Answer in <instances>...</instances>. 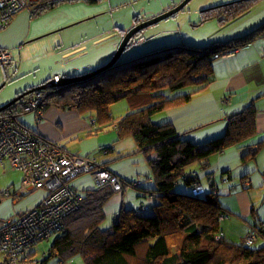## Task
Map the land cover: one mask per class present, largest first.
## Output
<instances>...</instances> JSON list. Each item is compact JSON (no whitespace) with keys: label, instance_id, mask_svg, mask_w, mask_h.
<instances>
[{"label":"crops","instance_id":"obj_1","mask_svg":"<svg viewBox=\"0 0 264 264\" xmlns=\"http://www.w3.org/2000/svg\"><path fill=\"white\" fill-rule=\"evenodd\" d=\"M129 1L60 0L53 9L35 18L30 17L29 9L17 13L0 28V49L10 50L13 55L11 65H0V90L15 79V76L21 77L13 89L16 98L23 92L43 86L56 75L63 79L79 77L104 67L125 35L121 31L126 33L131 29L134 17H139L140 21L146 20L140 12L128 13L125 17L126 24L112 22L106 29L102 27L103 16H113V7L115 10L122 8ZM180 1H172L161 11L174 8ZM236 1L239 0L203 1L201 8H195L189 16L182 19L185 26L190 25V33L181 34L176 39L151 34L149 37H142L129 52L125 51L120 57L123 62L119 64H127L153 51L174 45L206 49L231 44L264 27V0H259L251 10L227 24L221 25L217 19L200 23L201 10ZM193 16L198 19L191 24L189 21ZM95 22H99V25ZM68 37L74 39L73 42L64 40ZM42 44L45 47L41 48ZM212 60L213 73L208 86L194 94L188 102L154 115L152 121L155 124L170 122L177 134L195 144H202L225 133L226 117L240 113L248 106L255 109L256 134L252 138L211 158L208 169L198 164L186 169V173L197 178L204 193L212 192L215 188L216 192L213 190V193L217 194L222 212L227 215L220 221L222 238L229 243L239 244L251 226L264 222V147L253 161L244 165L241 161L242 154L249 146L256 148L259 143L264 142V34L256 35L252 42L232 56ZM8 68L13 70L11 76H8ZM191 90L187 88L175 96ZM162 93L168 98L175 97L172 96L174 93ZM124 101L125 103L118 105L122 116H115L113 110L110 111L113 121L135 110L134 98ZM6 102L5 96L0 95V107ZM41 111L40 117L35 113H18L16 120L34 135L69 153L94 159L98 165L121 179L129 181L139 177L141 186H152L151 171L145 158L129 157V153L136 149L135 143L129 138L118 142L115 126L111 125L112 132L105 135L94 118H88L75 110L59 109L51 105L44 106ZM108 148L112 151H102ZM121 158L125 162L121 167L111 166L115 159ZM21 180L20 171L11 169L7 163L0 164V226L5 220L38 206L46 197V191L41 189H21ZM71 185L80 194L95 187L94 177L92 174L79 176ZM163 189L180 194H189L190 190L184 186V182L166 185ZM157 203L158 198L153 193L143 194L134 189L116 193L104 206L106 223L103 224V221L101 228L110 229L122 209L139 210L141 205L142 209H146L145 213L151 215V208ZM50 238L28 249L26 260L36 264L45 260L54 239ZM256 242L261 246L263 240L259 238ZM39 249L42 251L40 255ZM5 262L0 258V264H9ZM47 264L84 263L81 257L76 256L66 262L52 259Z\"/></svg>","mask_w":264,"mask_h":264},{"label":"trees","instance_id":"obj_2","mask_svg":"<svg viewBox=\"0 0 264 264\" xmlns=\"http://www.w3.org/2000/svg\"><path fill=\"white\" fill-rule=\"evenodd\" d=\"M59 1L37 0L25 9H29L31 18H35L53 9ZM258 1L239 0L206 9L199 13L200 23L217 19L221 25L227 24L251 10ZM140 22L139 17H134V25ZM121 33L125 34L124 31ZM262 33L264 27L239 41L214 48L174 45L127 64L117 63L86 81L54 88L49 85L50 81L44 84L52 93L42 108L52 105L75 110L88 118L95 117L100 127L115 126L118 142L128 137L133 139L136 149L131 154L145 158L151 171L152 186L146 188L138 180L140 183L122 179L119 193L125 189L153 193L158 203L150 207L151 215H145L146 209L141 205L135 211L122 209L116 223L103 230L104 206L118 192L111 184L82 191L80 208L66 217L63 231L53 239L47 258L40 264H47L52 259L66 262L76 256L81 257L84 264H264L263 230H259L257 238L263 240L259 247L254 246L257 240L250 247L245 245L250 228L242 243L224 240L220 221L227 215L222 212L215 188L194 197L191 190L199 182L186 173V169L195 164L208 169L211 158L252 138L256 134L255 109L248 106L240 113L226 117L225 133L202 144L177 134L170 122L155 124L152 121L154 115L188 102L208 86L215 53L234 46L242 48ZM141 34L130 40L126 50L137 45L142 39ZM187 88L192 90L172 98L162 93ZM31 96L0 112V116L20 115L25 100ZM133 98L135 110L113 121L110 107L120 100ZM257 146H249L242 154L243 165L256 158L264 142ZM262 175L264 180V171ZM180 182L190 188L189 194L163 189V186Z\"/></svg>","mask_w":264,"mask_h":264},{"label":"built area","instance_id":"obj_3","mask_svg":"<svg viewBox=\"0 0 264 264\" xmlns=\"http://www.w3.org/2000/svg\"><path fill=\"white\" fill-rule=\"evenodd\" d=\"M35 1L0 0V28ZM240 49L238 46L223 49L212 58L232 56ZM12 62V52L0 49V65L8 66ZM60 79L56 75L52 80L57 83ZM51 93L49 88L34 93L24 102L20 112L35 113L40 117L41 107ZM3 163L22 173L21 189L46 191V197L38 206L1 224L0 257L9 264H36L26 260L27 250L63 231L66 217L80 208L81 195L71 185L77 177L92 174L95 187L111 184L115 191L121 190L120 177L99 167L92 158L69 153L34 135L18 123L16 114L0 116V164ZM191 193L194 197L202 195L201 184L194 185ZM261 227H264V222L261 226L250 227L244 241L246 246L255 243Z\"/></svg>","mask_w":264,"mask_h":264},{"label":"rangeland","instance_id":"obj_4","mask_svg":"<svg viewBox=\"0 0 264 264\" xmlns=\"http://www.w3.org/2000/svg\"><path fill=\"white\" fill-rule=\"evenodd\" d=\"M172 1L173 2H178V0L177 1L176 0H130L128 3H126V6H124L122 8L118 7V9L115 10L114 7H113V10H114L113 16H103V18L101 20L102 21V27L104 29H106V26L108 24H112V22H114V24H122V25L126 24L125 23V21H126L125 17H126V15H128V13L137 14V12H140V14H142L143 18H145L146 20H149L151 18H154V17L166 12V11H161V10H163L164 7L166 8V6H168ZM182 1L183 0H181L180 3ZM203 1H205V0H191L182 10H180L179 12H177L176 14L171 16L170 18H168L165 21H162V22H160V23H158V24H156L154 26H151V27L143 30L142 34H141V37L146 38V37H149V34H151V35H155V36L167 35L168 38L176 39L181 34H184L186 32L190 33V28H189L190 25L189 26H185L184 22H182V19L185 18L186 16H189L191 14V12L193 10H195V8H201V6L203 4ZM21 11H23V10H21ZM26 11H27V9H26ZM201 11H203V10H201ZM155 14H157V15H155ZM197 19H198L197 16H193L190 19L189 22H191V24H193ZM146 20H144V21H146ZM95 23H96L97 26L99 25V22H95ZM186 23L189 24L188 22H186ZM161 31H163L162 34H161ZM56 39H59V38H56ZM64 40H68L70 42L72 40V42H73L74 39H72L71 37H68V38H65ZM52 41H54V39H52ZM43 47H45V44H42L41 48H43ZM131 49L132 48H129V49L125 50V51L129 52ZM125 51L122 54V56L125 54ZM122 62L123 61H122V58H121L118 61V64L122 63ZM7 72H8V76H11L13 74V70H11L10 68L7 69ZM14 78L15 79L10 81L8 84H6L3 87L2 91L0 90V95L5 96V99L7 100V102L4 105H6L7 103H9L10 101H12L15 98L13 89L16 86L17 82L21 80V77L15 76ZM163 92H166L167 94H171L168 91H163ZM183 92L184 91H182V90L176 91V92H174V95H172V96H175L177 94H181ZM122 103H125V101L124 100H120V101L114 103L110 107V111L113 110L115 116H122L123 113L121 112V110L119 109V106H118V105H121ZM116 120H117V118H116ZM99 128L102 129V131H104L103 133L105 135L110 134L112 132V130H113V126H111V125L110 126H106V127H100L99 126ZM128 138L130 140L132 139L131 137H128ZM128 138H125V140L128 139ZM131 153L132 152L129 153L130 154L129 157H131V158L142 157L139 154H131ZM124 158H128V157H124ZM124 158L115 159L114 163L111 166L112 167H116V168L117 167H121L125 163L124 160H122ZM137 180L141 181V178L136 177L132 181L137 182ZM137 183H140V182H137ZM119 191L120 190H118L117 192L119 193ZM149 212H151V211H149ZM119 214L120 213H118L116 215V219L117 218L119 219ZM146 214H148V213H145V215ZM105 223H106V221H104L103 224H105ZM53 238L54 237H51L50 240L53 239ZM254 246L255 247H259L260 243L256 242ZM38 252H39V255H40L42 251L39 249Z\"/></svg>","mask_w":264,"mask_h":264},{"label":"water","instance_id":"obj_5","mask_svg":"<svg viewBox=\"0 0 264 264\" xmlns=\"http://www.w3.org/2000/svg\"><path fill=\"white\" fill-rule=\"evenodd\" d=\"M191 0H183L181 3H179L177 6H175L174 8L154 17L151 18L149 20L146 21H142L140 23H138L137 25H134L129 31H127L125 33V35L122 37L118 48L116 50V52L114 53V55L112 56V58L109 60V62L102 68L86 74V75H82L79 77H72V78H62L60 80L59 83H55L53 81H51L49 83V85L54 88V87H64L70 84H74V83H78V82H82V81H86L92 77H95L99 74H101L102 72L110 69L111 67L115 66L118 61L120 60V57L122 56V54L124 53V51L126 50V47L128 45V43L130 42V40L138 33L142 32L143 30L158 24L164 20H166L167 18L173 16L174 14H176L177 12H179L180 10H182ZM46 88V86H40L38 88L35 89H31L28 90L26 92H23L21 95L17 96L15 99H13L11 102L7 103L6 105L0 107V112H3L4 110L8 109L9 107H11L12 105L16 104L17 102H19L20 100H22L23 98L27 97L28 95L33 94L34 92H37L39 90H42Z\"/></svg>","mask_w":264,"mask_h":264},{"label":"clouds","instance_id":"obj_6","mask_svg":"<svg viewBox=\"0 0 264 264\" xmlns=\"http://www.w3.org/2000/svg\"><path fill=\"white\" fill-rule=\"evenodd\" d=\"M61 79H62V77H61ZM61 79H60V80H61ZM51 81H53V80L51 79ZM51 81H50V82H51ZM53 82H54V81H53ZM55 83H56V82H55ZM57 83H59V82H57ZM44 89H46V88H44ZM37 92H38V91H37ZM34 93H36V92H34ZM34 93H33V94H34ZM33 94H31V95H33ZM46 101H47V100H46ZM44 104H45V103H44ZM44 104H43V105H44ZM43 105H42V107H43ZM42 107H41V110H42ZM263 228H264V227H261V230H263Z\"/></svg>","mask_w":264,"mask_h":264}]
</instances>
